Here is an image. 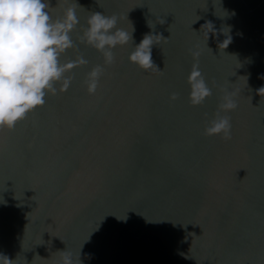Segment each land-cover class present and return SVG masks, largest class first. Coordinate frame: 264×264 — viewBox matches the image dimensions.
Listing matches in <instances>:
<instances>
[{
	"label": "water",
	"instance_id": "water-1",
	"mask_svg": "<svg viewBox=\"0 0 264 264\" xmlns=\"http://www.w3.org/2000/svg\"><path fill=\"white\" fill-rule=\"evenodd\" d=\"M46 2L53 19L79 5L76 48L61 61L88 63L69 73L67 91L0 131V255L12 264H61L65 250L82 264H264V0ZM91 12L116 14L132 32L111 65L80 42ZM147 33L166 39L152 48L160 71L129 62ZM190 49L212 90L199 106L189 101ZM98 64L90 95L84 81ZM224 90L238 105L227 113L230 140L204 134Z\"/></svg>",
	"mask_w": 264,
	"mask_h": 264
},
{
	"label": "clouds",
	"instance_id": "clouds-1",
	"mask_svg": "<svg viewBox=\"0 0 264 264\" xmlns=\"http://www.w3.org/2000/svg\"><path fill=\"white\" fill-rule=\"evenodd\" d=\"M77 6V3H69L63 14L53 19L46 0H0V131L14 130L29 113L45 104L47 95L67 91L72 82L69 73L88 63L83 55L61 61L67 50L76 48L71 33L80 23ZM117 23L116 14L106 16L102 12H91L80 36L81 43L102 54L104 65L114 62L113 50L117 46L133 40L132 32L118 28ZM162 38L165 39L160 34H145L130 53L129 62L144 71L159 70L152 59V48ZM226 40L225 48L231 38ZM189 51L195 61L187 77L189 101L193 106H199L212 95V90L199 67L200 51ZM104 71L105 67L98 64L87 73L84 84L90 95L96 93ZM258 93L264 94V87L258 89ZM234 95L224 90L217 112L207 121L205 135L231 139V117L227 113L238 107ZM177 98L176 93L170 96L171 100ZM60 255L61 264H82L80 254L77 261L73 260L70 251H60ZM0 264H12V261L0 255Z\"/></svg>",
	"mask_w": 264,
	"mask_h": 264
}]
</instances>
